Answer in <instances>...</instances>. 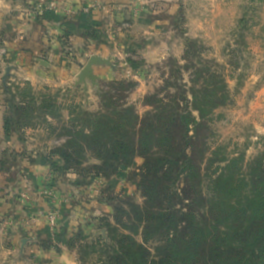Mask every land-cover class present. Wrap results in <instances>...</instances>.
I'll return each mask as SVG.
<instances>
[{
    "label": "rangeland",
    "instance_id": "1",
    "mask_svg": "<svg viewBox=\"0 0 264 264\" xmlns=\"http://www.w3.org/2000/svg\"><path fill=\"white\" fill-rule=\"evenodd\" d=\"M48 50L61 56L54 77L71 83L32 85L17 75L48 67ZM91 57L110 64L93 67L95 84L80 83ZM206 80L223 81L228 99L200 132L197 162L204 174L224 166L211 167L216 152L247 173L264 160V0H0V264H104L107 225L129 235L122 226L134 217L122 210L131 212L128 202L146 207L135 177L143 160L107 178L97 174L103 163L90 143L80 166L59 155L73 135H90L81 122L88 115L131 108L142 121L157 104L184 106ZM51 161L65 164L57 181ZM183 187L179 208L190 196ZM143 233L137 241L157 256L155 238L147 243Z\"/></svg>",
    "mask_w": 264,
    "mask_h": 264
},
{
    "label": "trees",
    "instance_id": "2",
    "mask_svg": "<svg viewBox=\"0 0 264 264\" xmlns=\"http://www.w3.org/2000/svg\"><path fill=\"white\" fill-rule=\"evenodd\" d=\"M226 91L223 81L206 80L191 88L192 99L184 98V106L177 99L169 106L157 104L142 121L131 108L107 115L90 114L81 121L90 126V135L78 133L66 143L68 150L59 155L66 165H82L84 143L91 144L103 163L95 168L97 174L107 178L120 166L143 160L135 177L147 199L146 207L128 202L131 212L122 210L130 220L134 217L130 225L122 226L129 235L107 225L112 237H104V264H264V160L249 164L247 173L239 169L238 159L216 152L213 155L220 158L212 161L211 167L213 163L224 166L204 174L198 164L203 155L200 132L209 129L213 111L226 103ZM50 163L57 181L65 164ZM181 181L185 183L183 191L190 195L184 208L176 204L182 194L178 190ZM140 227L144 228L145 242L155 238L157 256L137 241ZM80 239V234L75 235L68 242L69 249ZM43 246L47 250L57 247L48 241Z\"/></svg>",
    "mask_w": 264,
    "mask_h": 264
},
{
    "label": "crops",
    "instance_id": "3",
    "mask_svg": "<svg viewBox=\"0 0 264 264\" xmlns=\"http://www.w3.org/2000/svg\"><path fill=\"white\" fill-rule=\"evenodd\" d=\"M80 41L79 39H76ZM56 49V48H55ZM39 49L35 50L34 55H36ZM50 52V58H49V66L48 67H34V66H28L27 69H20L17 72V75L25 77L29 82L34 83L39 82V83H47V84H52L51 86H62L65 84H69L72 82V79H63L60 76L59 77H54L55 75V68L57 69L59 66L57 63L60 62L61 56L60 53H58L56 50H54V53L51 52V50H48ZM38 55V54H37ZM31 60H33L31 58ZM31 62V61H30ZM32 63V62H31ZM30 63V64H31ZM58 75V74H57Z\"/></svg>",
    "mask_w": 264,
    "mask_h": 264
},
{
    "label": "water",
    "instance_id": "4",
    "mask_svg": "<svg viewBox=\"0 0 264 264\" xmlns=\"http://www.w3.org/2000/svg\"><path fill=\"white\" fill-rule=\"evenodd\" d=\"M45 63V62H43ZM109 65L110 61L108 59H102L101 57H91L87 64L82 68V72L81 75L79 76L80 79V83L85 82L87 79H89L93 84L96 83V76L94 74V66H100V65ZM10 69H7V75H6V79L8 78V76L10 75ZM25 243V241H24Z\"/></svg>",
    "mask_w": 264,
    "mask_h": 264
},
{
    "label": "built area",
    "instance_id": "5",
    "mask_svg": "<svg viewBox=\"0 0 264 264\" xmlns=\"http://www.w3.org/2000/svg\"><path fill=\"white\" fill-rule=\"evenodd\" d=\"M50 221H51V224H52V226H56V216L55 215H53L52 213L50 214Z\"/></svg>",
    "mask_w": 264,
    "mask_h": 264
}]
</instances>
